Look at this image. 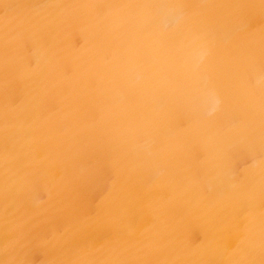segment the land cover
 Returning <instances> with one entry per match:
<instances>
[{"label": "bare ground", "instance_id": "6f19581e", "mask_svg": "<svg viewBox=\"0 0 264 264\" xmlns=\"http://www.w3.org/2000/svg\"><path fill=\"white\" fill-rule=\"evenodd\" d=\"M0 264H264V0H0Z\"/></svg>", "mask_w": 264, "mask_h": 264}]
</instances>
